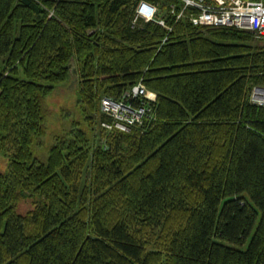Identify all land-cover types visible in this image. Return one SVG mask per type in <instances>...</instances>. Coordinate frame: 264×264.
<instances>
[{"label":"trees","instance_id":"16d2710c","mask_svg":"<svg viewBox=\"0 0 264 264\" xmlns=\"http://www.w3.org/2000/svg\"><path fill=\"white\" fill-rule=\"evenodd\" d=\"M139 1L0 0V264H264V38L180 0L134 21ZM70 77L101 131L74 124L42 161L43 102ZM140 81L142 124L102 128L101 98Z\"/></svg>","mask_w":264,"mask_h":264},{"label":"built area","instance_id":"2783aa9c","mask_svg":"<svg viewBox=\"0 0 264 264\" xmlns=\"http://www.w3.org/2000/svg\"><path fill=\"white\" fill-rule=\"evenodd\" d=\"M181 8L177 17L184 16L187 8L192 9L189 19L195 25L212 27H235L248 29L258 37L264 38V0H180ZM157 8L154 4L140 0L135 7L134 21L137 19L156 20ZM149 90L140 81L122 91L115 98L103 96L100 111L108 119L100 120L99 125L106 130L128 132L132 127L141 125L148 115L149 103L153 101ZM250 101L264 105V86L251 89ZM150 115V114H149Z\"/></svg>","mask_w":264,"mask_h":264},{"label":"rangeland","instance_id":"374dc122","mask_svg":"<svg viewBox=\"0 0 264 264\" xmlns=\"http://www.w3.org/2000/svg\"><path fill=\"white\" fill-rule=\"evenodd\" d=\"M149 90V89H148ZM251 93V90H250ZM249 93V94H250ZM150 96L156 98V93L149 90ZM81 102L78 94V85L75 77H70L66 82L59 83L46 95L42 110H44V134L36 137L32 145L34 154L42 161H46L49 155V148L56 141V137L69 136L74 127L83 129L88 138H97L100 129L96 125V130L91 131V126H95L94 119L89 125L81 110ZM93 118L99 116V112H89ZM96 132V133H95ZM94 135L96 136H93ZM92 144L94 141L89 139ZM103 142L105 139L103 138ZM93 146H96V142ZM8 156L4 152H0V173H5L8 168ZM32 207L31 200L26 198L20 202L19 211H26ZM249 241V240H248ZM247 246V243L244 247Z\"/></svg>","mask_w":264,"mask_h":264}]
</instances>
